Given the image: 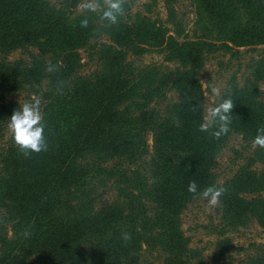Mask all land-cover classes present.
<instances>
[{"label":"trees","instance_id":"trees-1","mask_svg":"<svg viewBox=\"0 0 264 264\" xmlns=\"http://www.w3.org/2000/svg\"><path fill=\"white\" fill-rule=\"evenodd\" d=\"M79 1L0 0V264H264V246L236 258L226 236L250 222L264 230V150L252 147L264 126V0H189L191 34L178 0H161L164 20L149 15L151 3L132 13L128 1L116 24L102 19L103 7L72 17ZM153 50L162 63H137ZM16 51L29 59L9 60ZM216 51L258 53L244 81L229 80L211 105L229 95L235 104L231 131L219 139L214 128L199 130L201 74ZM36 96L48 150L26 158L7 124ZM233 135L252 151L219 183L218 157ZM190 180L199 190L226 189L209 258L182 229L199 199L187 191Z\"/></svg>","mask_w":264,"mask_h":264},{"label":"rangeland","instance_id":"rangeland-1","mask_svg":"<svg viewBox=\"0 0 264 264\" xmlns=\"http://www.w3.org/2000/svg\"><path fill=\"white\" fill-rule=\"evenodd\" d=\"M51 3H58L62 0H48ZM131 6V12L143 11L144 5L151 3L150 16L165 19V9L161 0H128ZM85 0H80L76 7L72 10V17H76L86 11L80 7ZM176 11L179 17L185 22V30L188 34L192 33L194 22V8L189 0H178ZM245 49H241L243 52ZM82 62L84 63L83 71L88 72L93 69V65L88 61L86 54L81 52ZM258 53L249 52L239 55L238 57H230V54L223 51H216L206 55L204 69L201 74V81L208 83V88L204 90L206 109L211 107L217 98L211 93V87L220 88L221 92L225 88L227 82L232 78H236L239 83H242L247 76L248 71L245 69L246 63L250 58L255 57ZM29 59L28 54L20 51L10 55L9 60ZM138 64L148 65L154 63H162V55L157 51H150L137 61ZM261 88L264 92V81L261 83ZM22 97V96H20ZM172 98H176L172 95ZM4 139H0V148L3 145ZM252 148L249 147L240 136H231L223 152L218 157V164L215 169L217 180L219 183L230 178L240 165L244 163V158L250 155ZM256 168H261L259 165ZM98 194L102 199H106L110 189L108 184L97 180ZM182 229L185 235L189 237L191 246L200 250L205 258H209L213 252L214 244L217 240L216 232L221 229L220 216L218 207L209 209L207 201L199 198L191 203L181 216ZM226 236L232 240L234 246V257H241L244 252L243 248H247L251 244L264 246V230L255 222H250L246 227L239 228L235 231H229ZM250 251V250H249ZM253 249L250 251L252 252Z\"/></svg>","mask_w":264,"mask_h":264},{"label":"clouds","instance_id":"clouds-1","mask_svg":"<svg viewBox=\"0 0 264 264\" xmlns=\"http://www.w3.org/2000/svg\"><path fill=\"white\" fill-rule=\"evenodd\" d=\"M128 0H85L80 5L81 8L89 12L100 10L103 7L102 19L107 20L109 24H116L120 17L125 15V5ZM87 19L82 21V27H87ZM47 71H56V67L49 65ZM203 90L208 88V83L201 81ZM211 93L216 96H221L220 88L211 87ZM44 102L42 97L36 96L30 101L20 103L19 109L15 110L10 119H8L7 128L11 134L14 144L17 149L26 158L33 154H39L48 150V142L45 136L46 123L43 113ZM235 104L230 95L221 100L214 107L206 109L205 122L200 125V131L207 132L210 128L215 130L211 133L214 138L219 139L221 136L227 135L231 129L232 110ZM252 147L264 150V126L257 129V134L252 140ZM187 191L193 197L203 198L207 201L209 209L218 207L221 203V197L225 194L226 189L222 186L211 185L203 190L198 189L195 180H190ZM30 233L25 231L27 237ZM121 239L125 242L131 240V234L128 232L122 233Z\"/></svg>","mask_w":264,"mask_h":264}]
</instances>
